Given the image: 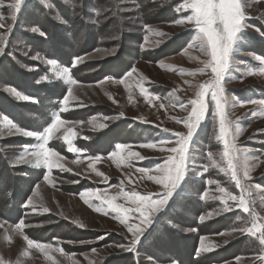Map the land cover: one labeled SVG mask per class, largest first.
Here are the masks:
<instances>
[{"label":"rangeland","instance_id":"1","mask_svg":"<svg viewBox=\"0 0 264 264\" xmlns=\"http://www.w3.org/2000/svg\"><path fill=\"white\" fill-rule=\"evenodd\" d=\"M145 2L162 5L161 9L157 7L151 12L150 20L143 11L142 0H32L16 21L9 18L11 9L7 7L14 0H3L0 5V15L6 18L0 20V37H3L0 47L4 48L0 53V169L6 167L13 173L15 158L25 147L31 151L40 142L36 137L9 136L5 117L21 129L38 132L37 128L44 129L53 122L50 107L56 106L57 97L64 98L70 87L76 97L69 99L67 111H61L65 106L63 99L59 101V114L66 123L49 143L62 157L63 168L54 167L49 172L42 164L16 166L18 170L34 168L44 174L21 204L22 217L13 220L0 216V261L4 264H52L38 249H29L24 236L51 244L57 250L50 251L49 255L58 264H172V261L178 264H262L257 257L264 255V247L255 237L238 231L250 226L252 217L236 208L232 201L227 206L232 210L227 211L222 201L214 198L221 195L219 187L237 196L242 194L230 173L220 170L226 168V162L220 158L223 145L216 140L218 125L214 104H209L191 145L186 183L178 204L160 217L153 234L133 251L118 247L127 246L131 240V233L121 223L122 214L101 204L91 194L98 192L107 199L121 191H135L158 198L165 188L148 176L159 175L156 166L163 165L167 156L175 155L167 149L176 146V133L187 132L184 120L191 107L187 101L194 99L199 84L212 76L211 69L202 63L209 57L198 46L189 47L195 35L192 25L173 23L190 14L176 10L183 0ZM242 3L247 34L234 50L225 73V110L234 133H239L236 143L240 155H247L250 164L255 165L245 188L251 193L248 196L250 208L264 222V104L259 103L264 101V75L248 74L264 66L261 64L264 39L255 31L264 32V0H242ZM166 4L173 9V20L165 18L168 15L163 13ZM112 12L119 15L117 20L119 17L126 27L121 33L116 24L109 26L108 33L95 42L93 34L86 29L97 25L104 30L106 22L110 24ZM134 23H143L142 26L148 25L168 35L149 33L144 28L135 30L131 26ZM33 28L49 35L46 38L49 41L45 42L39 32L33 33ZM140 35L141 40L137 42ZM62 58L70 59L72 65L76 58L80 60L75 67H69ZM49 59L57 61L59 68L68 67L77 84L71 85L62 78L58 80L57 66L48 64ZM78 66L85 70L82 71L85 81L76 79L72 73ZM130 66L131 69L124 72ZM202 68L203 72L198 71ZM133 69L132 76L127 77L126 73ZM139 83L158 99H152L151 103L146 101ZM7 88H15L30 100H17L5 91ZM49 89H54L56 95L48 93ZM43 97L46 98L42 103ZM182 103L187 110L180 107ZM42 120L43 124L34 128ZM100 124L107 127L101 129ZM69 128L74 130L71 138L76 152L69 151L63 141ZM147 144L157 146H142ZM118 145L126 147L119 149ZM161 147L165 150L161 151ZM129 150L139 153L143 159L122 160ZM209 152L220 168L213 166ZM113 153L120 155L113 156ZM140 169L151 171L142 173ZM13 177L11 174L14 182L18 181L15 175ZM205 192L207 199L202 198ZM5 199L11 203L14 189L5 191ZM30 199L32 204L25 207ZM116 203L135 207L123 196L118 197ZM136 215H131L129 223L138 222ZM21 220L25 225L22 234L15 228ZM81 224L84 227H80ZM34 231L41 233L34 236ZM47 234L53 237L52 242L42 240ZM202 242L207 247H216L199 252ZM59 249H63V254ZM25 251L28 255H23Z\"/></svg>","mask_w":264,"mask_h":264},{"label":"snow or ice","instance_id":"2","mask_svg":"<svg viewBox=\"0 0 264 264\" xmlns=\"http://www.w3.org/2000/svg\"><path fill=\"white\" fill-rule=\"evenodd\" d=\"M32 0H14V3L7 5L11 9L10 19L16 21L18 19V14L26 11L31 5ZM3 4V0H0V5ZM45 7H51V5L44 4ZM177 11L190 12V14L185 15L183 18L175 20L173 23L176 25L190 24L195 30V35L192 37V43L189 47H199L209 59L203 61L205 68H210L212 76L210 79L199 84L198 91L196 92L195 98L187 101V105H190V111L187 118L184 120L185 126L187 128L186 133H176L178 140L176 141V146L168 148L167 151L174 153L175 155H169L166 157L165 163L163 165H157L155 171L159 175L148 176V179L155 180L158 184H162L165 188L163 193L158 194V198L153 199L152 194H141L139 192H118L115 196L110 198H105L98 192L91 193L95 196L97 200L103 205H107L114 212L122 214L121 223L125 224L129 233H131V240L127 246L118 245L122 250L131 252L135 247L142 242V240L148 239L149 236L153 234L157 226L160 223V217L167 214L168 211L172 210L179 202L182 193L184 192V185L186 183L185 174L187 172L188 160L190 159L191 145L194 143V138L198 129L200 128L201 122L205 117L209 109V104H214V117L218 125V135L216 140L221 142L223 145V151L220 154L221 160L226 162V168H220L219 163L213 159V154L209 152L208 158L212 161L213 166L220 168L221 171H227L230 173L231 180L235 183L236 187L242 190V194L237 196L226 191L225 188L219 187L217 190L221 193L219 197H214L219 199L225 205V210L231 211L232 209L227 207L229 201H232L236 208L241 209L243 213L249 214L252 217L250 226L238 229L241 234L250 235L255 237L260 245L264 247V222L254 211L250 208V200L248 196L251 195L248 189L245 188V183L250 179V171L255 166L250 164L249 157L240 155V148L236 143V138L238 132L233 131L231 126V121L228 119L227 112L225 110V105L227 103V97L224 95L225 88L223 87V82L225 80V73L229 68L230 58L234 54V50L239 48L240 42L246 36V26L244 21L246 20V14L244 10V4L242 0H183ZM6 19L4 16L0 15V20ZM59 20V18H58ZM60 22H63L62 20ZM2 27V25H0ZM143 28L149 32H155L158 35L165 36L168 35L160 30L152 29L148 25H143ZM33 33L39 32V34L46 38L47 34L40 31L37 28L31 29ZM256 33L260 38L264 39V32L260 29H255ZM147 40V37L145 38ZM3 42V37H0V43ZM4 52V48L0 47V53ZM257 60L261 58L256 57ZM80 58H76L73 61V67L76 66ZM48 64L57 66V61L54 59H49ZM261 64L264 65V60H261ZM132 71L126 73L127 77H131ZM198 71L203 72L204 68L198 69ZM258 72L264 75V66L259 67L257 70H250L248 74H255ZM57 79H64L69 84L75 85L77 81L72 79L71 71L68 67L59 68L57 66L56 71ZM121 83L124 80L121 79ZM141 95L145 97V100L151 103L152 99H158V97L153 96L148 90L143 86V83L138 84ZM10 93L19 101H29L30 97L21 94L15 88H7L5 90ZM210 97V100H209ZM75 100L76 97L73 95L72 88H68L67 95L64 96L62 104L65 106L61 111H67V104L69 99ZM111 98V97H110ZM131 99V97H130ZM251 103H257V101H249ZM259 103L264 104V101ZM160 107H164L163 104ZM180 107L187 110L185 104H180ZM123 115V114H121ZM7 122L8 135H22L25 137H36L40 142L31 151L25 147L24 151L14 160L12 164L13 167L19 166L21 164H31L36 163L37 165L42 164L48 169L49 172L56 168H63V164L60 162L62 157L60 154L49 147L50 141H52L54 134L57 133L64 125L65 121L61 118L60 114H57L53 122L41 132H34L30 130H24L17 127L14 123L4 118ZM179 122V121H178ZM89 123H93L89 121ZM99 127L104 129L107 127L106 124H100ZM167 131V129H165ZM74 130L69 128L63 137L64 143L67 144L68 150L76 152L78 151L72 140V135ZM164 142H161L163 144ZM145 147L155 148L156 144L142 145ZM119 149H124L125 145H118ZM165 149L161 147V151ZM119 153H113V156H119ZM132 157L143 159L137 152L128 151L127 156L122 157V160H128ZM95 159H99L96 157ZM91 166V165H90ZM242 169V172H241ZM142 173H147L151 170L140 169ZM207 171V168L204 169ZM98 175H103L102 173H97ZM45 180L48 179L47 176L44 177ZM247 194V195H246ZM85 194H81L83 198ZM123 196L129 202L135 204L134 208L125 207L122 204L116 203L118 197ZM207 192L202 194V198L207 199ZM87 202V201H86ZM32 204L31 199L28 201L25 207ZM45 211L48 209L45 208ZM135 213V219L137 223H129L131 215ZM211 215V214H209ZM204 217H201L203 220ZM84 227V225H79ZM25 227L24 221H19L15 228L21 231ZM233 231H237L234 229ZM27 243L29 249L36 248L40 252L45 254V257L52 261V264H58L55 258L49 255L50 251H56L51 244L40 243L34 241L27 236L23 237ZM228 241H225L227 243ZM216 245L212 247H207L203 242L199 248V252L211 251ZM61 254H63V249H59ZM23 255H28L27 251ZM239 259V258H237ZM259 261L264 264V255L257 257ZM0 264H4L0 261ZM172 264H178L176 261H172Z\"/></svg>","mask_w":264,"mask_h":264},{"label":"trees","instance_id":"3","mask_svg":"<svg viewBox=\"0 0 264 264\" xmlns=\"http://www.w3.org/2000/svg\"><path fill=\"white\" fill-rule=\"evenodd\" d=\"M145 1L146 0H142V2L144 3L143 11L146 12V18L149 19L152 16L151 12L156 11L157 7L159 9H161L162 5L161 4H157V3H151V2L146 3ZM147 1H149V0H147ZM85 9H87V8H85ZM163 9H164L163 13L165 12V13L168 14V15H165V18L169 19V20H173V18H174L173 14L174 13H173V9L170 7V5L166 4L165 8H163ZM84 11L85 10H82L81 12H84ZM38 14H40V13H38ZM42 15H41V17H43L44 19H47V17L42 16ZM108 15H109L108 17L110 18V14H108ZM116 16H119V15L115 14V12H112V17L108 21L110 24H108L106 22V25L104 26V30L101 29L100 27H98L97 25H95V26H93L91 28L88 27L86 29V32L92 33L93 36H94V40L97 43H98V40L102 39V37L105 36L108 33L109 26L110 27L112 25L114 26V24H116V29L120 30V32L122 33V29L124 27H126V26H124L121 23V21L119 20V17H118V20H117ZM130 16H133V15H130ZM69 18H71L70 14L68 15V19ZM141 21H143V23H146V20H142L141 19ZM143 23H141L140 25H136V23H134L131 26L135 30L137 29L139 31H142L143 30V26H142ZM65 29H67V28H65ZM74 30H75V28H74ZM86 32H85V35H86ZM47 36L49 37V35H47ZM47 36H46V38H47ZM46 38H45V40H46L45 42L49 41ZM86 38L90 39V37L87 36V35H86ZM140 40H141V35L137 39V42H139ZM73 57L74 56H72L70 59H73ZM70 59L67 60V59H63L62 58V60H64L63 62L69 67L72 66V61ZM129 69H131V66L128 69H126L124 72H127ZM82 71H85V70H83L82 67H79V66L72 70V73H73L74 77L76 79L78 78L81 82L85 81L82 78V74H83ZM27 89H28V87H27ZM54 91H55L54 89L47 90L48 93H52V95H56V94H53ZM44 98H46V97L42 98V103H43V99ZM40 110L41 109L36 108V111H40ZM39 114H43V113L40 111ZM44 121H46V119ZM33 122H37V120L33 121ZM42 124H43V120H42L41 124H35L34 128H36L38 126H41ZM24 128H26V127L24 126ZM37 129L38 130H42V128L41 129L37 128ZM1 167L2 166L0 165V168ZM1 169H0V216L12 217L13 220H17L20 217H22V210L20 208L21 204L24 203L27 200V198L32 194L35 184L39 181V179L44 174V172L41 171V170L37 171L34 168H23V170H18V168H16V167L13 168L12 167L11 168V171L13 172V173H11L12 177L15 175L17 177V179H18V181L14 182V179L11 178V174H10L9 170L5 167V170L3 169L4 170V173H3V170H1ZM21 173H25L26 176H24ZM15 188H16V190H15ZM7 189H14V199H11V203H9V200L5 199V191ZM40 233L41 232L38 233V231H34L32 234L35 236V235L40 234ZM51 234H52V232H51ZM49 235L50 234L45 235L42 240L47 241V242H52L53 241V237L52 236L49 237ZM60 237L64 238L65 236L64 235H60Z\"/></svg>","mask_w":264,"mask_h":264}]
</instances>
